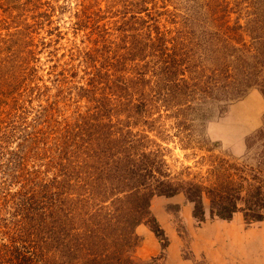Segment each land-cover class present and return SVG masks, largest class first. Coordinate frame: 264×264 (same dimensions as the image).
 <instances>
[{
  "label": "trees",
  "instance_id": "16d2710c",
  "mask_svg": "<svg viewBox=\"0 0 264 264\" xmlns=\"http://www.w3.org/2000/svg\"><path fill=\"white\" fill-rule=\"evenodd\" d=\"M144 12L149 22L135 30L136 54L123 62L105 57L102 70L81 88L95 113L74 127L52 120L21 124L18 132L6 128L0 139V264H160L169 240L151 210L159 197L183 194L199 225L208 217L231 222L238 214L248 224L264 222V152L256 167L221 161L207 177L191 178L189 171L174 175L149 136L173 120L174 136L189 147L212 109L253 89L264 94V28L247 30L250 42L224 25L171 37L159 13L138 14ZM110 67H118L115 74ZM124 112H132L134 122L119 121ZM140 125L151 131H137ZM142 225L162 243L161 258H139Z\"/></svg>",
  "mask_w": 264,
  "mask_h": 264
},
{
  "label": "rangeland",
  "instance_id": "374dc122",
  "mask_svg": "<svg viewBox=\"0 0 264 264\" xmlns=\"http://www.w3.org/2000/svg\"><path fill=\"white\" fill-rule=\"evenodd\" d=\"M143 9L159 13L161 27L172 31L171 37L224 25L250 42L246 31L264 28V0H0V139L6 128L18 132L21 124L52 120L60 122L56 126L74 127L95 113L96 104L81 88L102 70L105 57L123 62L136 54L135 30H145L141 25L149 22L148 12L138 14ZM103 50L108 54L98 58ZM88 54L94 55L91 63ZM107 69L115 74L118 67ZM261 80L264 85V69ZM261 90L212 109L189 147L174 136L173 120L163 122L165 130L149 132L141 125L136 130L149 132L162 147L174 175L189 171L191 178L207 177L221 161L256 167L264 152ZM131 113L124 112L118 120L134 122ZM188 204L183 194L152 202V214L169 240L160 264H264V222L248 224L238 214L231 222L208 217L199 225L193 204L187 213ZM137 233L143 240L139 258H161L162 243L151 229L142 225Z\"/></svg>",
  "mask_w": 264,
  "mask_h": 264
},
{
  "label": "crops",
  "instance_id": "0c3cea01",
  "mask_svg": "<svg viewBox=\"0 0 264 264\" xmlns=\"http://www.w3.org/2000/svg\"><path fill=\"white\" fill-rule=\"evenodd\" d=\"M185 207H186L187 213H190V209H191V207H192L191 204H188V205H186Z\"/></svg>",
  "mask_w": 264,
  "mask_h": 264
}]
</instances>
